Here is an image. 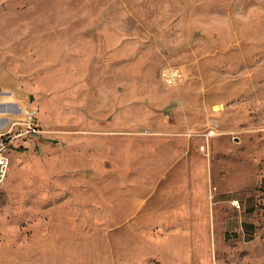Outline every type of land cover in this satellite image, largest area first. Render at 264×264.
Instances as JSON below:
<instances>
[{
    "label": "rangeland",
    "instance_id": "rangeland-1",
    "mask_svg": "<svg viewBox=\"0 0 264 264\" xmlns=\"http://www.w3.org/2000/svg\"><path fill=\"white\" fill-rule=\"evenodd\" d=\"M0 81V264H264V0H0Z\"/></svg>",
    "mask_w": 264,
    "mask_h": 264
},
{
    "label": "built area",
    "instance_id": "built-area-1",
    "mask_svg": "<svg viewBox=\"0 0 264 264\" xmlns=\"http://www.w3.org/2000/svg\"><path fill=\"white\" fill-rule=\"evenodd\" d=\"M16 124L19 125L15 127ZM38 131L39 129L34 121L27 118L23 121H15L10 128L0 132V184L6 180L9 172L11 163L10 146L18 137L24 141L27 136Z\"/></svg>",
    "mask_w": 264,
    "mask_h": 264
},
{
    "label": "water",
    "instance_id": "water-1",
    "mask_svg": "<svg viewBox=\"0 0 264 264\" xmlns=\"http://www.w3.org/2000/svg\"><path fill=\"white\" fill-rule=\"evenodd\" d=\"M11 94L9 86L0 81V132L7 130L21 118H15L16 108L8 101ZM27 118H24L25 120Z\"/></svg>",
    "mask_w": 264,
    "mask_h": 264
},
{
    "label": "crops",
    "instance_id": "crops-1",
    "mask_svg": "<svg viewBox=\"0 0 264 264\" xmlns=\"http://www.w3.org/2000/svg\"><path fill=\"white\" fill-rule=\"evenodd\" d=\"M37 138H38V133L36 134V133H32L31 135H29V136H27V139L26 140H22V139H16V141H18L19 142V145H24V146H28V144H30L29 142L30 141H32V140H37ZM15 141V142H16ZM15 142L10 146V156H11V149H12V147L13 146H16L15 145ZM17 143V142H16ZM11 159H12V157H11ZM9 173V172H8ZM2 184V183H1Z\"/></svg>",
    "mask_w": 264,
    "mask_h": 264
},
{
    "label": "bare ground",
    "instance_id": "bare-ground-1",
    "mask_svg": "<svg viewBox=\"0 0 264 264\" xmlns=\"http://www.w3.org/2000/svg\"><path fill=\"white\" fill-rule=\"evenodd\" d=\"M121 198V197H120ZM142 200V199H141ZM138 207V206H137Z\"/></svg>",
    "mask_w": 264,
    "mask_h": 264
}]
</instances>
